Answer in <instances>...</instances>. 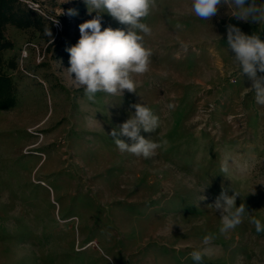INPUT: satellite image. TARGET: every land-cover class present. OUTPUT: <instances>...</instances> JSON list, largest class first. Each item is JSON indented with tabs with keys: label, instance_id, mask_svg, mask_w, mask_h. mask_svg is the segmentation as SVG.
<instances>
[{
	"label": "rangeland",
	"instance_id": "obj_1",
	"mask_svg": "<svg viewBox=\"0 0 264 264\" xmlns=\"http://www.w3.org/2000/svg\"><path fill=\"white\" fill-rule=\"evenodd\" d=\"M17 1L42 21L2 29L17 105L0 111V264H195L200 248L202 264H264V233L250 223H264V105L242 95L250 81L226 49L227 24L251 35L264 23L237 21L226 7L205 21L191 0H156L143 19L149 71L133 75L135 93L93 102L64 69L95 13L83 0ZM106 27L129 26L103 14ZM135 103L159 118L155 132L141 131L161 144L148 159L121 153L109 135ZM234 191L248 213L220 234L211 205Z\"/></svg>",
	"mask_w": 264,
	"mask_h": 264
},
{
	"label": "clouds",
	"instance_id": "obj_2",
	"mask_svg": "<svg viewBox=\"0 0 264 264\" xmlns=\"http://www.w3.org/2000/svg\"><path fill=\"white\" fill-rule=\"evenodd\" d=\"M88 13L95 16L79 25L80 38L77 43L68 47L69 65L64 71L77 88H82L89 101H95L98 93L123 97L125 90L136 92L134 74L149 71L151 51L145 46V36L152 34L151 27L143 22L150 11L156 7V0H83ZM221 7H226L227 15L237 21L264 23V2L257 0H191V11L201 20L211 21L219 15ZM68 15H77V10L68 9ZM103 14H108L121 24L128 25V30L102 29ZM59 24L58 20H53ZM260 31L251 35L245 34L238 26L226 25V49L235 71L242 78L250 81L242 95L255 94L258 104L264 105V40ZM44 34L53 40L52 32L45 26ZM218 36V35H217ZM221 39L220 36H218ZM260 73V75H258ZM172 105H169L171 108ZM134 114L110 132L116 147L121 153L132 154L145 159L155 155L161 144L146 139L143 132H155L159 126V118L145 103L130 105ZM120 137H126L121 139ZM166 143V141H165ZM227 172V168L223 169ZM237 191L232 195L226 192L215 199L211 205L219 213V233L225 234L239 226L247 212L243 203L236 206ZM256 233H264V223L255 217L250 218ZM214 237L206 235L203 245H209ZM103 254V253H102ZM208 254L207 248L193 250L190 253L195 264H202ZM109 261L112 257H107Z\"/></svg>",
	"mask_w": 264,
	"mask_h": 264
},
{
	"label": "trees",
	"instance_id": "obj_3",
	"mask_svg": "<svg viewBox=\"0 0 264 264\" xmlns=\"http://www.w3.org/2000/svg\"><path fill=\"white\" fill-rule=\"evenodd\" d=\"M17 0H0V52L11 47L9 43L2 42V29L7 24H12L18 28L30 27L37 20L33 12L16 9ZM3 62L0 58V111H7L17 105V98L12 92V81L3 73Z\"/></svg>",
	"mask_w": 264,
	"mask_h": 264
},
{
	"label": "built area",
	"instance_id": "obj_4",
	"mask_svg": "<svg viewBox=\"0 0 264 264\" xmlns=\"http://www.w3.org/2000/svg\"><path fill=\"white\" fill-rule=\"evenodd\" d=\"M33 6H37V5H34V4H33ZM56 27H59V25H56Z\"/></svg>",
	"mask_w": 264,
	"mask_h": 264
}]
</instances>
